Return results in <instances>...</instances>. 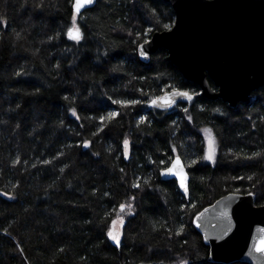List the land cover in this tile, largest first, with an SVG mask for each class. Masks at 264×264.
Listing matches in <instances>:
<instances>
[{"label": "trees", "instance_id": "1", "mask_svg": "<svg viewBox=\"0 0 264 264\" xmlns=\"http://www.w3.org/2000/svg\"><path fill=\"white\" fill-rule=\"evenodd\" d=\"M173 22L165 0L81 13L73 0H0V264H226L209 260L194 217L228 192L264 204V86L231 107L201 96L165 48L142 60L138 45ZM175 88L194 97L150 104ZM177 155L187 196L161 176Z\"/></svg>", "mask_w": 264, "mask_h": 264}, {"label": "water", "instance_id": "2", "mask_svg": "<svg viewBox=\"0 0 264 264\" xmlns=\"http://www.w3.org/2000/svg\"><path fill=\"white\" fill-rule=\"evenodd\" d=\"M165 1L173 10V25L153 31L141 42L140 58L147 61L158 48H165L169 60L199 87L201 96L221 99L231 107L252 102L253 92L264 86V0ZM95 3L73 0V8L81 13ZM69 35L78 38L80 33L73 28ZM193 97L194 93L175 88L153 97L150 104L168 109ZM161 176L176 180L187 196L189 173L179 155ZM194 225L209 245L210 261L264 264V204H255L251 192L220 196L195 215Z\"/></svg>", "mask_w": 264, "mask_h": 264}, {"label": "rangeland", "instance_id": "3", "mask_svg": "<svg viewBox=\"0 0 264 264\" xmlns=\"http://www.w3.org/2000/svg\"><path fill=\"white\" fill-rule=\"evenodd\" d=\"M205 141H206V147H207V158L208 160L212 161L215 156V141L211 133L208 131L205 132ZM123 146H124V154L128 156L129 143L127 140L124 142ZM124 221H125V218L123 215H117L111 223L110 230L108 231V238L114 244H117L118 242H120L121 230H122Z\"/></svg>", "mask_w": 264, "mask_h": 264}]
</instances>
